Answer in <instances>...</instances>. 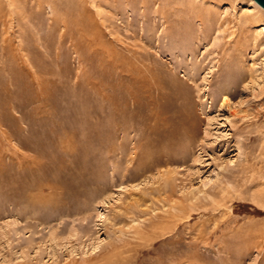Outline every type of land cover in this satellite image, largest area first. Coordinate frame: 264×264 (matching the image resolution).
Returning a JSON list of instances; mask_svg holds the SVG:
<instances>
[{"label": "rangeland", "instance_id": "1", "mask_svg": "<svg viewBox=\"0 0 264 264\" xmlns=\"http://www.w3.org/2000/svg\"><path fill=\"white\" fill-rule=\"evenodd\" d=\"M0 264H264L256 1L0 0Z\"/></svg>", "mask_w": 264, "mask_h": 264}, {"label": "water", "instance_id": "2", "mask_svg": "<svg viewBox=\"0 0 264 264\" xmlns=\"http://www.w3.org/2000/svg\"><path fill=\"white\" fill-rule=\"evenodd\" d=\"M256 3H258L261 7L264 8V0H254Z\"/></svg>", "mask_w": 264, "mask_h": 264}, {"label": "bare ground", "instance_id": "3", "mask_svg": "<svg viewBox=\"0 0 264 264\" xmlns=\"http://www.w3.org/2000/svg\"><path fill=\"white\" fill-rule=\"evenodd\" d=\"M260 6V5H259ZM261 7V6H260ZM263 10H264V8L263 7H261ZM85 13H86V11H85ZM82 15V14H81ZM83 18V17H82ZM85 18H87V17H85ZM225 104H226V102H224Z\"/></svg>", "mask_w": 264, "mask_h": 264}]
</instances>
